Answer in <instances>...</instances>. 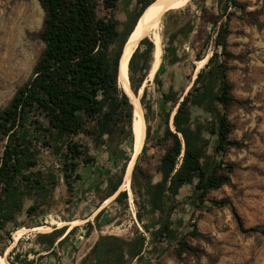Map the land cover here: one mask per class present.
Here are the masks:
<instances>
[{
    "label": "trees",
    "instance_id": "16d2710c",
    "mask_svg": "<svg viewBox=\"0 0 264 264\" xmlns=\"http://www.w3.org/2000/svg\"><path fill=\"white\" fill-rule=\"evenodd\" d=\"M38 1L45 12L38 34L45 48L32 75L17 89L9 104L0 109V144L4 143L0 151L1 255L16 231L18 239L22 227L39 226L45 216L61 211L64 202L73 203L79 198V191L84 190L80 186L84 179L82 167L98 162L89 145L77 139L80 135L107 149V164L102 166L101 180L95 188L101 193V202L118 193L114 200L124 208L129 205V189L122 186L135 155V103L119 85V65L129 36L155 0H140L129 14L123 32L114 15L121 0ZM201 1L204 13L208 1H213L214 7L213 18L208 22L216 35L207 63L194 82L193 75L189 76L186 87L176 89L172 84L164 89L162 74L167 65L182 63L190 57L185 45L197 22V16L189 11L167 9L164 61L154 79L160 95L156 113L159 120L154 130L151 121L155 111L148 86L139 97L144 125L132 186L140 199L137 215L147 235L137 231L133 237L125 238L100 233L80 264L140 262L148 241L154 248L161 243L174 244L179 254L195 252L186 234L174 228L173 215L181 206L179 196L185 186L193 187L190 203L194 205L207 201L216 207L231 204L229 199H211L209 194L232 184L238 165L227 161L225 155L243 144L231 137L234 124L229 111L238 100L229 78V60L233 57L229 36L231 19L244 6L239 0ZM145 36L129 62L130 84L137 96L154 63L155 42ZM210 44L211 38H207L195 60L200 62L208 57ZM150 147L163 150L155 175L141 165V158ZM43 148H49L58 157V168L39 167ZM105 212L104 208L96 214V225L87 222L88 235L95 226H102L100 220ZM75 225H58L51 232L39 233L37 239L49 253H54L56 246L68 243L77 230ZM192 225L190 235L198 236L197 224ZM12 254L11 264H33L18 252Z\"/></svg>",
    "mask_w": 264,
    "mask_h": 264
},
{
    "label": "rangeland",
    "instance_id": "374dc122",
    "mask_svg": "<svg viewBox=\"0 0 264 264\" xmlns=\"http://www.w3.org/2000/svg\"><path fill=\"white\" fill-rule=\"evenodd\" d=\"M139 1H120L114 15L120 22L122 32L127 26L129 14L139 6ZM239 1L244 8L233 15L229 36V49L233 54L229 60V78L234 84L233 94L238 103L230 108L229 117L234 124L231 137L243 144L239 148H231L225 155L227 161L238 165L232 174V184H226L209 194L211 199H229L231 204L216 207L207 201L203 205H194L190 203L193 187L185 186L179 196L181 206L173 215L174 228L186 234V240L195 247V252L179 254L174 244L161 243L154 248L148 241L142 261L135 260L131 264H264V0ZM202 6L201 0H194L185 8L173 9L174 12L189 11L191 15L197 16V22L196 30L185 45L190 57L182 63L167 65L162 74L166 90L172 84L176 89L186 87L189 76L193 75L194 79L197 71L205 66L209 58L199 62L195 60V54L207 38H211L208 56L213 53L216 30L208 22L214 15L213 1L207 2V13L202 12ZM101 13L105 14L106 11L102 9ZM166 15L158 29L162 49L166 35ZM44 20L45 12L38 0H0V109L9 104L17 89L33 73L45 48L44 41L38 35ZM147 36L152 37L151 34ZM163 61L164 51L160 67ZM154 79L155 76L150 78L149 75L138 95L141 97L144 87H149L155 111L151 121L153 130L159 120L156 113L160 97ZM77 139L88 144L91 153L98 158L96 164L81 169L84 179L80 186L84 190L79 191V198L73 203L64 202L61 211L45 216L39 226L20 228L22 230L18 239L16 231L13 241L4 252L10 263L14 260V254H10L15 251L22 258L32 260L33 264H57L58 256H73L74 264H80L100 233L125 238L133 237L137 231L146 234L137 215L140 199L133 189L132 179L128 188L127 207H122L114 199L101 202V193L95 188L101 180L102 166L107 164V149L105 146H96L87 136L80 135ZM3 144H0V151ZM162 153L161 148L150 147L141 158V165L155 175ZM52 166L58 168V157L49 148H43L39 167ZM155 178L158 179L157 176ZM60 193L64 194V191ZM104 208L106 212L100 220L102 226H95L88 235L87 222L96 225L95 216ZM73 222H78L74 224L78 226L77 230L63 247L56 246L54 253H49L38 241L39 233L51 232L58 225L73 227ZM192 224H197L198 236L190 235L194 228Z\"/></svg>",
    "mask_w": 264,
    "mask_h": 264
},
{
    "label": "bare ground",
    "instance_id": "6f19581e",
    "mask_svg": "<svg viewBox=\"0 0 264 264\" xmlns=\"http://www.w3.org/2000/svg\"><path fill=\"white\" fill-rule=\"evenodd\" d=\"M191 1L192 0H155L153 3H151L148 6L145 12L141 15L140 20H138L136 29L131 33V35L129 36L125 44L123 55H122L120 65H119L118 81H119L120 87L123 88L128 93V95L131 97V99L135 103L133 131L135 134L136 142H135V155L130 165L128 166L126 177H125V182L122 188L130 187L133 169H134L135 163L137 161V158L139 156L140 149H141L140 142H139V135L144 125V112H143L140 98L137 95H135L129 83L130 59L134 51L138 47L141 39L145 35L151 34L155 42L154 63L152 65L151 72H150V78H153L155 74L157 73V71L159 70V67L162 61V54H163L162 39L158 32V29L161 24L164 13L167 9H180L186 6ZM117 194L110 197L107 200V202L111 201L112 199H115ZM74 224L75 222H73V225ZM0 264H11V263L7 260V258H5L4 255L0 254Z\"/></svg>",
    "mask_w": 264,
    "mask_h": 264
},
{
    "label": "crops",
    "instance_id": "0c3cea01",
    "mask_svg": "<svg viewBox=\"0 0 264 264\" xmlns=\"http://www.w3.org/2000/svg\"><path fill=\"white\" fill-rule=\"evenodd\" d=\"M72 227V226H71ZM70 227V228H71ZM96 240V239H95ZM95 242V241H94ZM93 242V243H94ZM57 264H74L73 256H58ZM77 264V263H76Z\"/></svg>",
    "mask_w": 264,
    "mask_h": 264
},
{
    "label": "water",
    "instance_id": "95a60500",
    "mask_svg": "<svg viewBox=\"0 0 264 264\" xmlns=\"http://www.w3.org/2000/svg\"><path fill=\"white\" fill-rule=\"evenodd\" d=\"M140 20V19H139ZM138 24V23H137ZM208 58H209V56H208ZM198 73V72H197ZM197 73H196V75H195V77H194V79H193V82H194V80H195V78L197 77ZM192 82V83H193ZM189 89H190V87H189ZM126 92V91H125ZM127 93V92H126ZM128 94V93H127Z\"/></svg>",
    "mask_w": 264,
    "mask_h": 264
}]
</instances>
